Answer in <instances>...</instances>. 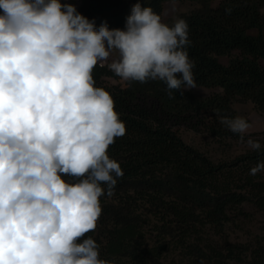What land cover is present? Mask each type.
<instances>
[{
	"label": "clouds",
	"instance_id": "clouds-1",
	"mask_svg": "<svg viewBox=\"0 0 264 264\" xmlns=\"http://www.w3.org/2000/svg\"><path fill=\"white\" fill-rule=\"evenodd\" d=\"M0 13V264H115L84 238L123 176L108 148L126 133L92 72L116 52L107 66L123 81H162L170 97L183 94L196 87L189 25H169L140 2L124 29L97 28L61 0H0ZM219 122L261 150L245 140L248 119ZM261 171L264 162L250 175Z\"/></svg>",
	"mask_w": 264,
	"mask_h": 264
},
{
	"label": "trees",
	"instance_id": "trees-1",
	"mask_svg": "<svg viewBox=\"0 0 264 264\" xmlns=\"http://www.w3.org/2000/svg\"><path fill=\"white\" fill-rule=\"evenodd\" d=\"M166 1L79 0L76 10L97 28L124 29L135 3L161 16ZM186 1L194 7L179 18L189 25L195 85L213 92L170 97L162 81L120 83L107 64L94 67L95 86L112 96L126 133L108 148L123 176L100 198L102 214L84 238L115 264H264V232L247 241L230 233L239 220L264 217V171L250 175L264 162V131L245 136L260 142L257 152L219 122L242 116L238 103L264 116V0ZM184 129L211 139L222 155L187 144Z\"/></svg>",
	"mask_w": 264,
	"mask_h": 264
},
{
	"label": "rangeland",
	"instance_id": "rangeland-1",
	"mask_svg": "<svg viewBox=\"0 0 264 264\" xmlns=\"http://www.w3.org/2000/svg\"><path fill=\"white\" fill-rule=\"evenodd\" d=\"M61 3L72 4L76 9L80 4L79 0H61ZM193 7L194 5L186 0H167L164 4L163 13L161 15L162 21L169 25H172L177 17H180L183 13L189 12L193 9ZM117 58L118 54L116 52H113L109 57V60L107 62H104V64H108L112 60ZM220 61L223 64H227L228 59L225 57H221ZM110 81L114 82L113 80ZM123 82L124 81L120 79V83ZM188 91H190L195 97L198 98L207 97L213 92V90L197 86L195 88L189 89ZM234 107L239 115L247 117L249 122L252 124V127L249 129L247 135L264 131V116L258 113L251 103H238L235 104ZM181 136L187 144L196 147L200 151L206 153L212 159H217L222 155V150L218 149L217 144L212 142L211 139L205 136H201L186 129L181 131ZM241 147H243V145L239 146V148ZM246 210L249 211V208L246 207ZM237 224L238 226L231 228L230 231L231 238L234 241H247L250 234H261L262 232H264V217L258 214L254 215V217H252L250 221L239 220Z\"/></svg>",
	"mask_w": 264,
	"mask_h": 264
}]
</instances>
